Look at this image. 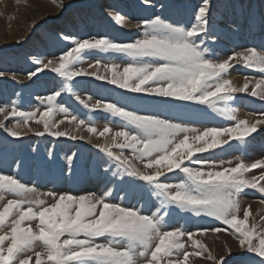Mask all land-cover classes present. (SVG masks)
I'll return each mask as SVG.
<instances>
[{
	"label": "snow or ice",
	"instance_id": "obj_1",
	"mask_svg": "<svg viewBox=\"0 0 264 264\" xmlns=\"http://www.w3.org/2000/svg\"><path fill=\"white\" fill-rule=\"evenodd\" d=\"M144 2L148 4L149 0ZM211 6L212 0H201L188 25L173 23L160 14L143 19L135 25L143 35L132 42L120 43L107 36H65L63 39L71 41L68 50L57 59L35 61L37 67L28 72L27 79L48 69L60 78V90L40 100L43 112L21 110L15 101L0 107V114H4L0 128L17 138L27 129L37 136L47 133L91 142V137L72 135L83 127L93 136L104 138L96 147L115 162L121 176L140 182L149 199L156 197L158 204L155 211L146 214L140 207L113 202L112 189L101 195L43 194L14 175L0 173V264H32L33 255L35 264H140L141 260L143 264H190V257L233 264L225 256L214 255L197 238L207 235L208 229L191 232L169 228L175 209L221 221L227 227L211 231L228 232L242 251L258 258L250 264H264V218L257 222L251 205L241 215L240 200L246 190L264 195V171L258 176L247 175L255 169L264 170V159L246 163L237 158L235 166L225 167L200 156L224 145L231 147V141L247 143L264 125V112L250 121L239 118L232 107L236 94L249 93L250 85L249 95L264 101V75L260 79L245 77L243 86L229 78L236 65L264 74V50L248 47L227 58L214 59L213 50L206 46L210 34L215 39ZM114 18L117 23H125L119 14ZM94 52L120 54L127 62L97 59L83 67L85 56ZM4 75L0 72V77ZM82 76L106 80L131 93L202 105L230 123L201 130L119 102L93 101L91 96L83 99L76 93L75 99L85 109L102 111L122 121L119 130L108 124L98 130L93 121L70 113L58 99L62 93H74L73 81ZM11 78L18 79L16 75ZM61 113L64 119L56 120ZM9 117L15 118L10 126L5 124ZM65 120L73 125L72 129L58 130ZM30 121L42 125L43 130L31 128ZM73 158H68L69 165ZM169 173H177L178 182L161 179ZM7 196L14 198L4 202ZM45 197L53 202L48 203ZM38 245L42 251H36Z\"/></svg>",
	"mask_w": 264,
	"mask_h": 264
},
{
	"label": "rangeland",
	"instance_id": "obj_2",
	"mask_svg": "<svg viewBox=\"0 0 264 264\" xmlns=\"http://www.w3.org/2000/svg\"><path fill=\"white\" fill-rule=\"evenodd\" d=\"M200 3L201 0H149L148 4L144 0H0V72L5 74L0 77V107L15 101L21 110L44 111L40 100L60 90L61 80L48 69L38 73L32 80L27 79V74L36 69V60L47 62L57 59L70 48L71 41L63 37L87 39L107 36L120 43L132 42L143 35L142 29L135 27L139 21L160 14L173 23L188 25L193 21ZM161 4L165 6L163 9L159 7ZM117 14L124 18V24L117 23L114 18ZM210 15L215 39L210 34L206 38V46L213 50L214 59L227 58L234 51L248 47L264 50V0H212ZM84 59L83 67L97 59L119 64L127 62V58L120 54L99 52L86 55ZM13 75L18 79L14 81L11 78ZM262 75L236 65L231 69L229 78L234 84L243 86L245 77L260 79ZM73 84L74 93H62L59 102L68 107L70 113L93 121L98 130H102L106 124L119 130L122 121L102 111L85 109L75 99L76 93L83 99L91 96L93 101L103 99L119 102L142 113L157 114L201 130L228 126L230 123L205 106L131 93L92 76L77 77ZM249 93L236 94L232 107L237 109L239 118L254 121L264 112V101L251 97ZM3 119L4 114H0V120ZM60 119H64V114L56 115V120ZM12 123H15L13 117L5 121L9 126ZM30 127L43 130V126L35 121H30ZM72 127L65 120L58 130H71ZM22 131L26 134L17 138L0 128V173L16 176L29 187H35L38 193L101 195L107 189H112L113 196L110 199L113 202L140 207L146 214L156 210L157 198L153 196L149 199L140 182L121 176L115 162L96 147V144L104 142L103 137L93 136L83 127L79 133L72 132V135L91 137V142L89 139H72L70 136L57 138L47 133L37 136L34 132ZM230 143L231 147L224 145L200 156L225 167L235 166L237 158H243L246 163L264 159V125L248 138L247 143ZM73 156L72 164L69 165L68 158ZM229 161L232 163L229 164ZM261 171L264 170L255 169L247 175L258 176ZM114 172L117 175L113 176ZM161 179L178 182L179 176L169 173ZM11 198L14 197L7 196L4 202ZM45 198L48 203L53 202L51 198ZM240 200L241 215L251 205L255 220L262 222L264 203L261 201L264 195L255 190H246ZM145 201H148L146 206ZM168 227H180L191 232L208 229L207 235L197 238L206 243L214 255L225 256V259L233 260V264H250L252 260L258 259L242 251L238 241L228 232H212L211 229L227 227L213 217L196 216L175 209L169 218ZM227 238L232 241L228 242ZM229 249L230 254L225 255ZM36 251H42V248L38 245ZM35 260L33 255L32 264H35ZM140 264H143L142 260ZM190 264L213 262L190 257Z\"/></svg>",
	"mask_w": 264,
	"mask_h": 264
},
{
	"label": "bare ground",
	"instance_id": "obj_3",
	"mask_svg": "<svg viewBox=\"0 0 264 264\" xmlns=\"http://www.w3.org/2000/svg\"><path fill=\"white\" fill-rule=\"evenodd\" d=\"M25 132H28V130L27 129H25ZM227 240H228V238H227ZM232 240L231 239H229L228 240V242H231Z\"/></svg>",
	"mask_w": 264,
	"mask_h": 264
}]
</instances>
